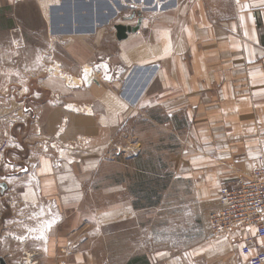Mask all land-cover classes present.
I'll use <instances>...</instances> for the list:
<instances>
[{"label":"crops","instance_id":"crops-1","mask_svg":"<svg viewBox=\"0 0 264 264\" xmlns=\"http://www.w3.org/2000/svg\"><path fill=\"white\" fill-rule=\"evenodd\" d=\"M95 61L120 67V78L67 87V77L85 81L83 69ZM154 106L186 121V144L215 200L222 182L263 165L264 0H0V256L7 264H110L86 247L85 228L127 220L131 202L90 221L83 211L100 189L98 167L117 132ZM25 112L32 119L8 121ZM58 124L61 151L47 145ZM250 236L264 246L249 227L232 238L208 236L183 254L125 264H247L239 247Z\"/></svg>","mask_w":264,"mask_h":264},{"label":"rangeland","instance_id":"rangeland-1","mask_svg":"<svg viewBox=\"0 0 264 264\" xmlns=\"http://www.w3.org/2000/svg\"><path fill=\"white\" fill-rule=\"evenodd\" d=\"M52 73L59 74L58 67ZM69 79L64 80L68 88L81 84L79 78ZM52 98L60 100L58 93ZM85 107L88 113H83L90 114ZM32 116L13 114L8 121L25 122ZM181 117L160 107L146 108L115 135L98 167L95 185L100 189L91 192L82 218L90 221L97 212L128 200L134 214L115 225L86 226V247L96 253V260L141 263L142 255L183 254L206 237L217 236L208 221L215 194L210 180L198 175L201 162L186 144L187 123ZM58 130L59 124L53 136Z\"/></svg>","mask_w":264,"mask_h":264},{"label":"built area","instance_id":"built-area-1","mask_svg":"<svg viewBox=\"0 0 264 264\" xmlns=\"http://www.w3.org/2000/svg\"><path fill=\"white\" fill-rule=\"evenodd\" d=\"M85 69L82 75L86 79L80 81L81 84L91 83L98 78L117 80L121 74L120 67H111L107 62L100 61L93 62ZM63 107L88 113L83 105L67 104ZM60 133L61 130H58L47 143L48 147L62 150L64 143ZM55 164H59L57 159ZM216 200V207L208 215L209 225L215 235L232 238L239 229L254 227L255 235L264 238V164L253 168L248 177H235L222 182L217 189ZM239 250L248 257L247 264H264V246L257 244L254 237H243Z\"/></svg>","mask_w":264,"mask_h":264},{"label":"water","instance_id":"water-1","mask_svg":"<svg viewBox=\"0 0 264 264\" xmlns=\"http://www.w3.org/2000/svg\"><path fill=\"white\" fill-rule=\"evenodd\" d=\"M133 30H136V28H133ZM5 189H6V185L0 182V191L3 192ZM0 264H7L1 256H0Z\"/></svg>","mask_w":264,"mask_h":264},{"label":"snow or ice","instance_id":"snow-or-ice-1","mask_svg":"<svg viewBox=\"0 0 264 264\" xmlns=\"http://www.w3.org/2000/svg\"><path fill=\"white\" fill-rule=\"evenodd\" d=\"M85 71L87 72L88 70H87V69H85Z\"/></svg>","mask_w":264,"mask_h":264},{"label":"bare ground","instance_id":"bare-ground-1","mask_svg":"<svg viewBox=\"0 0 264 264\" xmlns=\"http://www.w3.org/2000/svg\"><path fill=\"white\" fill-rule=\"evenodd\" d=\"M70 80V79H69ZM81 81V80H80Z\"/></svg>","mask_w":264,"mask_h":264}]
</instances>
